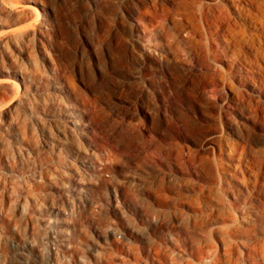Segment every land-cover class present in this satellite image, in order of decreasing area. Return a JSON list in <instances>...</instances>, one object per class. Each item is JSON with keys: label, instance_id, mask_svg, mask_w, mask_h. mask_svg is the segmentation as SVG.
Here are the masks:
<instances>
[{"label": "rangeland", "instance_id": "374dc122", "mask_svg": "<svg viewBox=\"0 0 264 264\" xmlns=\"http://www.w3.org/2000/svg\"><path fill=\"white\" fill-rule=\"evenodd\" d=\"M0 264H264V0H0Z\"/></svg>", "mask_w": 264, "mask_h": 264}, {"label": "bare ground", "instance_id": "6f19581e", "mask_svg": "<svg viewBox=\"0 0 264 264\" xmlns=\"http://www.w3.org/2000/svg\"><path fill=\"white\" fill-rule=\"evenodd\" d=\"M65 239V238H64Z\"/></svg>", "mask_w": 264, "mask_h": 264}]
</instances>
